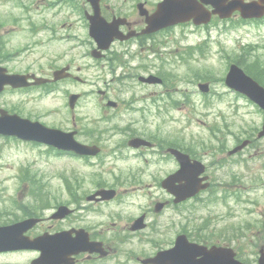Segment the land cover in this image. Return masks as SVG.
I'll return each mask as SVG.
<instances>
[{"label":"rangeland","instance_id":"1","mask_svg":"<svg viewBox=\"0 0 264 264\" xmlns=\"http://www.w3.org/2000/svg\"><path fill=\"white\" fill-rule=\"evenodd\" d=\"M35 1L37 0H0V29L5 27L11 20V25L20 26L21 29V31L11 34L7 42L8 46L11 48L12 46L13 48H32L28 50H17L16 57L4 59V62L8 63L7 67L12 71H19L28 66H33L34 61L37 60L43 52L48 55L58 52L62 53L68 47L76 45L75 42L68 41L69 38L65 37L67 35L70 36L74 34L77 35L81 41L87 40L85 31H83L81 27H77L79 23H74L77 19L71 17L64 10L48 18V22H52L50 30H58L56 37L59 38L61 42L50 43L44 50L40 47H35L34 42L36 37L33 34L35 28L29 25V23L23 24L24 22L22 21V19H24L23 17L27 14L26 12L31 7V4H34ZM105 1L112 6L117 5L118 9L122 12H131L132 4L128 3L131 2V0ZM21 4L28 5V7L23 9ZM31 18L34 22L38 20L35 14L31 15ZM14 20L20 21L15 22ZM40 24L41 22L35 23L38 27ZM62 24H65L66 27L62 28ZM11 28H14L13 25ZM198 34L202 35V33L196 31L190 34V36ZM61 35H64L65 38L60 37ZM215 36L216 38L221 36V41L219 45L216 43L214 44L213 50L210 52L209 56L206 59L191 64H184L183 67L185 71H181L179 77H177L186 80H190L191 78L195 79L196 75L198 77L202 76V78H207L205 80L212 83L211 94L214 90L218 91L224 89L220 81L225 75L227 63L234 62L233 60L227 59L226 54H230L231 57L236 55V51L238 50L236 45L238 43L241 45L251 44L257 46L258 48L253 51L252 56H255L260 66L264 67V24L256 23L243 25L236 30H231L227 34L217 35V33H215ZM195 41L194 39H187L184 42L192 44ZM86 50L87 47L84 44L74 49L76 52H84ZM244 63L246 65L251 64L249 61ZM255 72L261 74V78L264 80V70H254L252 73ZM134 74V76L133 74L130 75V78L125 76L122 82L119 81L121 83L134 81L137 73ZM160 74H162L166 80L172 78L170 72L162 71ZM197 82L193 83L194 89L192 92L194 97L192 98L194 99L201 97L195 86ZM77 89L79 90L80 88ZM23 98L24 96L22 95L6 92L0 95V107L22 108L25 110L34 107L40 112L45 109L62 110L64 103L61 94H58L55 98L48 97L42 102L37 101V105H33L31 103L32 101H24ZM219 99H221L220 102L213 96L210 99V103L207 105L197 103L195 107H193L194 109L187 107L185 111L186 126H189V128L179 132L180 138L182 137L186 141V143H181V145L190 146L191 150L201 153L207 150L208 155L204 156L209 162L212 160L209 150H212L210 149L212 147L217 148L219 146V138L225 139L226 137L229 149L232 147V143H230L232 141V136L250 135L254 133V131H259L264 122V112L259 110L256 106L248 104L243 99H236L230 93L224 97L219 96ZM135 108L138 109L137 107ZM134 111L135 109L129 112L133 113ZM62 117L63 115L60 111L59 114L56 115V119L62 120ZM167 129L168 128H164V130ZM226 132H230L231 134ZM224 133L226 136H224ZM175 138H179V136H175ZM256 146H258V148L262 147L257 155H252V153L257 151L258 148L245 151L244 156L247 159L245 161V168H238L235 165L230 167L232 170L229 172H232L237 177L235 179L233 178L232 181L238 185V189H236V191L234 190L235 200H231L230 207L224 208L219 202L216 209L213 210L211 214H207L205 210H198L199 207H195L194 203H187L185 205L187 209L184 217L175 221V230H171L172 232H166V235L160 236V238H158L160 240L159 243L166 244L167 240L173 239L172 236L174 231L181 229L191 236H194L195 239L205 241V243L213 244L217 241H229L234 245V249L240 257L248 260L255 259L258 249L264 246V139L258 141ZM0 150L2 151V153H0V162H3L5 166L13 168V170L10 171L11 176H16V170L24 162V159H27L28 163H31L29 166V168L32 169L31 171H36L39 175H43L44 177L53 178L52 184H59L58 178L60 176H66L67 173H74L77 169H80V167H77V164L70 161L69 158H56L53 156L42 157L20 144L10 145L0 142ZM26 154L27 157L25 156ZM248 154L252 156L249 158ZM31 159L37 160L35 166L34 161ZM71 166L75 168L74 171H70ZM86 177L88 179L91 178L90 175H86ZM95 178L97 177L93 179ZM17 184L18 180L16 178L11 179L8 183L9 191L7 195L4 194L7 200L0 204V220L5 217V212L13 214L16 211L18 204H15L13 201V196L15 195ZM251 199H254V201H250ZM251 210L254 211L253 220L247 221V218L252 213ZM95 212L96 211L91 210L89 214L91 218L89 215L88 217L91 221L97 222L96 219L99 217L93 214ZM228 212H230L229 216H221ZM210 221L213 223L210 224ZM10 259L24 264L26 257L21 256ZM107 264L113 263L108 261Z\"/></svg>","mask_w":264,"mask_h":264},{"label":"flooded vegetation","instance_id":"2","mask_svg":"<svg viewBox=\"0 0 264 264\" xmlns=\"http://www.w3.org/2000/svg\"><path fill=\"white\" fill-rule=\"evenodd\" d=\"M130 29L131 25L122 27V30L125 32L129 31ZM144 40H146L144 37H138L137 39L127 42H115L112 45V48H117L119 50V54H126L125 59H122V61L114 51H111V53L107 52L100 57L99 65H101L102 67L106 66V75L103 77L102 81L108 93L110 91H117L125 87L129 88L132 85V81L121 83L119 79L124 76L128 77L136 73L135 71L139 67H142L138 60H132L131 55L133 51L131 50V48L133 45H139ZM151 68L152 67L150 64L148 65L147 70L151 71ZM49 71H52V69H49ZM41 73L47 74V72L45 71H42ZM66 79L73 78L69 77ZM81 82L83 84L89 83L86 79H81ZM55 85L56 83L49 81L44 83L43 88H54ZM103 97L107 99L105 91H103ZM123 102L126 106L133 107V103L136 102V99L131 98L124 100ZM118 108L119 104L115 108H111V110L115 111ZM112 116L113 113L104 114L99 116V119L101 121H107ZM38 118L40 119L41 117ZM125 118L127 120H131L132 116L126 115ZM70 123L71 125H69V127L67 126V129L76 133V139L78 141L88 144H93L96 141H99L100 143L105 142L103 140L105 132L100 131L101 134L97 133L98 130H93L94 132H91L92 130H89L90 125L85 130L81 123H76L74 121V116L71 117ZM112 133L120 134L122 137L121 140H118L116 142V148L119 151L124 148L126 144L127 150H131V147L128 146V142L133 138H139L147 142V146L141 145L137 148H134L133 156L137 163H141L146 166L151 162H154L155 157L158 158V162H160L161 160L159 159L162 158L163 160L167 159L169 161L173 159L172 156L163 153L162 145L164 144V142H159L152 136H144L143 132H138L134 129L129 130L127 125L125 126L124 130L116 132L114 131ZM148 145H150V147ZM105 164V159H99L96 163L98 167H104ZM144 170L145 168H142L140 170L138 167L129 168L127 170L128 172H126V175L124 176L118 175L110 179L99 178L93 180L100 182L99 184H97V188L95 189L96 191L102 190L103 187L108 190H113L114 200L112 202L117 204V212L110 211L109 213H107L106 211H103L102 214L104 218L97 222L91 221L87 216L90 214L89 211L97 210V206H107L106 204L110 203L100 200L86 202V198L88 200L90 196V194H86V189L82 187L83 182L86 179H70L69 182H72V184L68 186V192L64 193L63 195L67 204L60 200H56V204H51L50 202H40L37 205L38 210L36 212H31L25 216L38 217L40 219V221L34 227L27 231V235L30 238H36L42 234L65 233L69 234V236L72 237H75L77 234L89 235L90 240L100 243L98 246V251L94 252L95 254L81 252L74 255L72 257V264H105V261L108 257H116L120 255H124L127 262L131 261L133 259V256H135V261L141 264L142 261H146L150 256L148 254L146 256H138L145 250V248L143 247L130 248L129 246H127V243L130 244V242L132 243L134 241L133 238H129L127 237V235L132 236L140 232V230L133 229V225L136 223V220L138 218L142 217V223L146 225L154 220L155 215L151 213V208H144L141 206H138L136 208L133 204H131L132 201L128 200L127 198L134 197V193L132 192L136 191V187L141 179V176L144 173ZM169 202V200L164 201L163 209L169 208ZM62 204H65L63 206L68 207V210L67 213L59 218L58 216H55V214L56 210ZM50 210L51 213L49 215H46V213ZM121 234H124L126 236H123ZM25 252L33 254L31 259L29 260V264L34 258H38L40 256V251L30 250L23 251L21 253Z\"/></svg>","mask_w":264,"mask_h":264},{"label":"water","instance_id":"3","mask_svg":"<svg viewBox=\"0 0 264 264\" xmlns=\"http://www.w3.org/2000/svg\"><path fill=\"white\" fill-rule=\"evenodd\" d=\"M261 1H264V0H261ZM234 2H236V1H233L232 3H234ZM174 6L176 7V9L181 10L184 13L186 18H188L191 15H195V12H193L191 9H186L183 6L177 5V4H174ZM260 6L261 5L257 2L244 4L241 1H237L233 7L240 8L243 15H245V13L247 11L253 12L254 15H261V13H263V11H264V7L262 8ZM254 89L257 90L258 92H260L264 96V92L261 89H259L257 87H254ZM186 250L191 251V252L196 251L198 254L201 253V250L197 247H187ZM213 250L214 251H212V252L211 251L210 252L203 251V255H204L203 259H205V260L198 262V264H240L239 262H237L233 259V253L231 251L228 254H226L224 251L222 252L221 250H218V251H217V249H213ZM211 253L215 257H209L208 254H211ZM188 258L189 257H187L186 260ZM184 261L185 260H183V262ZM186 264H192V263H191V261L187 260ZM259 264H264V255L259 259Z\"/></svg>","mask_w":264,"mask_h":264},{"label":"bare ground","instance_id":"4","mask_svg":"<svg viewBox=\"0 0 264 264\" xmlns=\"http://www.w3.org/2000/svg\"><path fill=\"white\" fill-rule=\"evenodd\" d=\"M254 68L257 69L256 67H254ZM134 75H135V74H133V76H134ZM158 76L161 77L162 79L166 80L162 74H159ZM124 77H125V76H124ZM124 77L120 78L119 80L122 82ZM128 77L130 78V76H128ZM135 107H136V106H135ZM135 107H132V106H126V108H127L128 111H132V110H134ZM137 108H138V107H137ZM36 192L39 193L40 191H39V190H36ZM37 195H38V194H37ZM38 196H39L40 198H43V197L40 196V195H38ZM90 212H91V211H89V213H90Z\"/></svg>","mask_w":264,"mask_h":264}]
</instances>
